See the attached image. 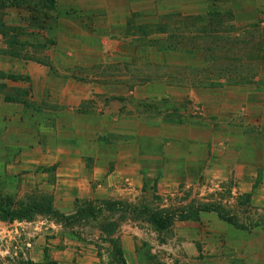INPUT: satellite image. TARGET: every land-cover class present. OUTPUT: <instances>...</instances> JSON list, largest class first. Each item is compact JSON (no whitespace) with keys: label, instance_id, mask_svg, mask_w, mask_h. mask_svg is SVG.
I'll use <instances>...</instances> for the list:
<instances>
[{"label":"crops","instance_id":"1","mask_svg":"<svg viewBox=\"0 0 264 264\" xmlns=\"http://www.w3.org/2000/svg\"><path fill=\"white\" fill-rule=\"evenodd\" d=\"M12 2L0 0L2 178L30 179L40 189L32 193L47 195L60 211L61 205L77 201L136 202L148 178H159L160 189L167 187L173 170L177 179H194L205 163L200 148L211 147L214 153L219 147L222 156L211 164L209 172L226 176L234 170L243 179H253L259 171L263 178L259 193L264 195V135L247 130L249 123L261 125L260 119L250 116L258 108L251 111L247 104L264 100V90L255 85L264 76L218 93L173 85L165 73L137 81L115 69L119 64H135L136 52L146 49L136 44L137 36L145 35L138 29L169 16L199 15L205 8L231 12L234 30L229 33H245L250 20H261L243 12L242 3L248 0H53L54 12L45 23L47 41L42 43L35 35L27 45L20 41L17 27L24 20L33 24L34 17L24 13L23 5ZM9 26L15 27L12 33L19 40L10 48L4 41ZM173 34L161 30L148 37L165 39ZM206 41L198 44L201 50L211 46ZM41 46L47 57H34V48L37 51ZM9 49L17 54H8ZM154 49L160 55L161 51ZM24 51L32 55L25 56ZM190 64L160 62L167 67ZM218 81L230 82L223 76ZM246 86L253 90H245ZM216 97L224 100L218 129L210 115L220 104ZM185 100L189 104H184ZM206 102L209 106L201 108ZM202 114L205 120H201ZM237 116L242 118L236 123ZM217 225L221 228L219 238L225 235L219 249V238L216 241L211 227L204 237L191 222L186 227L192 229L180 233L191 243L208 241L213 253L218 251L219 264L230 263L227 255L233 250L228 246L237 248L239 264H264V229L243 231L229 224ZM132 232L135 236L127 235L128 243L135 237L139 241L138 234L142 238L137 227ZM122 250L127 259L130 248L125 245Z\"/></svg>","mask_w":264,"mask_h":264},{"label":"rangeland","instance_id":"2","mask_svg":"<svg viewBox=\"0 0 264 264\" xmlns=\"http://www.w3.org/2000/svg\"><path fill=\"white\" fill-rule=\"evenodd\" d=\"M17 1L20 4L19 0ZM21 1H23L21 5L27 11L24 13L28 16L33 15L34 23L31 24V21L26 20L22 23L19 22L17 28L20 41L27 45L29 40L35 38L36 35L39 41L46 42L45 23L54 12L53 0ZM213 1L223 2L224 0ZM205 5L207 4L205 3ZM242 6L244 13L248 12L250 17H258L261 20H250L246 25V32H242L243 37L241 38L229 33L234 30L231 12L222 14L208 11L205 8L199 15L169 16L156 23H151L145 28L138 29L139 33L145 35H138L136 44L138 47L146 49L136 52L135 64H119L115 69L121 75L130 74L137 81L149 74L165 73L171 78L173 82L171 84H183L190 90L192 87H197L219 93L223 90L238 89L240 88L238 85L229 88L230 86L227 85L230 84L218 81L221 76H230L228 68V72L220 73L218 72L220 67L216 64L213 65L212 59L202 61L200 57H194L190 49H193L195 53L198 44L203 45L206 40L211 42V46L240 45L241 43L249 45V39L253 38V35L262 34L264 31V0H248V3L243 2ZM29 20H31L30 17ZM30 25L34 26V30L29 27ZM256 26H259L260 30H256ZM14 30L15 27L9 26L4 39L9 48L12 46L11 40L17 39L16 35L12 33ZM161 30L174 32V34L165 39H149V35H158ZM207 31L210 32V35H207ZM211 35L214 37L212 38ZM190 36H193L195 41L190 40ZM256 40L260 41L259 38ZM208 45H205L206 48H215V46ZM154 47L161 51L160 55L157 54ZM164 48L167 50L164 51ZM172 48L178 51L169 50ZM208 50L210 51V49ZM46 51L42 46L37 51L34 48L33 55L46 58ZM8 54L16 55L17 52L9 49ZM24 55L31 56L32 54L30 51L28 53L24 51ZM159 59L160 62H192L193 65L161 66ZM200 64L207 66L208 69L200 68ZM105 69L110 70V67ZM236 75L238 76V74ZM246 76L251 78V75ZM258 76L264 75L259 74ZM235 78L238 80V77ZM261 81H264V78ZM244 89L250 92L253 90V86H246ZM258 89L264 90V85ZM215 101L220 104L214 106L213 111L210 109L212 112L210 115L215 120L213 123L218 129L222 126L219 120L222 119L220 109L224 100L223 97H216ZM236 101H240V99H236ZM184 104H189V101L185 100ZM203 106L209 105L207 102L204 105L201 103V108ZM247 107L251 111L257 107L258 111L251 112L250 116L261 120V125L258 127L256 124L249 123L247 130L264 135V100H253L251 104H247ZM203 118L202 114L201 120H205ZM241 118L242 116H237L234 120L237 123ZM201 123L204 122L201 121ZM200 153L205 163L196 178L187 179L186 176L180 174L184 178L177 179V172L173 170V176L166 182L167 187L160 189L159 178L151 177L147 179L145 190L139 194L136 202L119 201L123 206L136 207L138 210L134 212L125 209V207H116V209L104 207L97 217L79 219L69 225L55 222L43 216H37L31 221L0 220V264H46L47 262L54 264H122L117 256V249L118 247L123 249L125 245L130 248V254L125 259L126 264H219L216 256L218 251L213 253L211 247L208 246V241L200 239L191 243L190 240L187 241L186 234L181 235L180 232L183 229H192L186 225L194 222L204 237L211 233L208 227L215 230L212 232L217 234L215 235L217 241L221 230L217 224L228 223L222 221L215 212H194L195 210L188 209L199 204H219L227 211L236 214L239 222H244L249 215L264 217V195L259 193L263 178L259 171L253 179H243L237 176L234 170L226 176L209 172L211 164L222 156L221 150L218 147L213 153L211 147H201ZM32 190L40 189L35 188L30 179H7L0 176V197L10 198L17 203L46 200L47 195L38 192L32 193ZM102 202H109V200H103L97 204L92 202V204L99 205ZM86 203L77 201L60 207L62 211L70 214L85 206ZM184 210H188L184 218L182 216V218L172 219L165 228H158L151 219L152 212L179 213ZM229 225L231 228L237 229L233 225ZM136 227L141 231L142 238L138 234L139 241L135 237L133 243H128L127 235H134L132 231H135ZM224 236H220L217 242L218 249L219 245L222 248L224 246ZM228 248L233 250L227 255L229 264H239L240 259L235 251L237 248L229 246ZM234 254L236 257L233 258Z\"/></svg>","mask_w":264,"mask_h":264},{"label":"trees","instance_id":"3","mask_svg":"<svg viewBox=\"0 0 264 264\" xmlns=\"http://www.w3.org/2000/svg\"><path fill=\"white\" fill-rule=\"evenodd\" d=\"M20 4L17 0H13L12 5H21L23 1L19 0ZM23 4V3H22ZM0 25L2 23L0 22ZM256 30H260L259 26L255 27ZM262 31V30H261ZM258 36V37H257ZM238 37H243L241 33ZM253 38L249 39V45L247 44H238L228 46L226 48H220L221 45H214L215 48H204L201 50V47H197L194 53L193 49L192 55L194 57H200L202 61L204 59H212L213 65H217L220 68L218 72L224 73L228 72L227 68L229 69L228 80L230 81L228 84H249L253 82V79L256 78L259 74L264 75V31L262 34L253 35ZM257 38L260 39L256 40ZM192 41H195L193 36L189 38ZM244 40V39H243ZM18 42L16 38L11 40V44ZM207 41L205 42V44ZM198 46V45H197ZM209 46V45H208ZM212 46V47H214ZM161 49V48H158ZM210 49V51L208 50ZM164 51L167 50L166 48L163 49ZM171 51H178L175 48L169 49ZM214 52V53H212ZM226 59V61H225ZM169 62V61H168ZM211 67L210 65H208ZM200 68H206L203 65H200ZM263 71V73H262ZM238 74V76L236 75ZM236 75V76H235ZM246 75H251L247 77ZM233 77L234 79H232ZM235 77H238L236 80ZM214 84V83H213ZM215 85V84H214ZM257 87L260 88L264 85V81L257 82ZM104 207H108L109 209H116V207L128 209L132 212L138 210L136 207L133 206H123L119 201H109V202H102L99 205H93L92 202H88L85 206L78 208L76 211L66 214L52 204L51 200L46 199L39 202H30V203H17L10 198L0 197V220L4 221H15V220H26L31 221L37 216H43L54 220L55 222L63 223L65 225H69L79 219H86L90 217H97V215L102 212ZM188 210H195L194 212H215L217 213L218 217L222 220L227 222L228 224L233 225L235 228L244 230V231H251L254 228L261 227L264 229V217L261 216H247L244 222H239L238 216L227 211L224 207L219 204H199L197 206H193L192 209ZM188 210L180 211L179 213L176 212H152V222L158 228H165L167 227L172 219L174 218H184V215L188 213ZM117 256L120 259L122 264H126L124 254L122 249L118 247L117 249ZM46 264H54L52 262H47Z\"/></svg>","mask_w":264,"mask_h":264}]
</instances>
